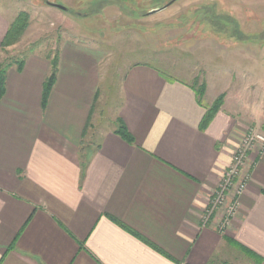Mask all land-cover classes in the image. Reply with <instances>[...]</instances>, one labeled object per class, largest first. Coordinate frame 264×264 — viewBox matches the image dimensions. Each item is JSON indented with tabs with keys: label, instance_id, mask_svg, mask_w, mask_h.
Segmentation results:
<instances>
[{
	"label": "crops",
	"instance_id": "1",
	"mask_svg": "<svg viewBox=\"0 0 264 264\" xmlns=\"http://www.w3.org/2000/svg\"><path fill=\"white\" fill-rule=\"evenodd\" d=\"M46 1L70 13L97 0H0V61L15 55L3 53L2 41L25 4L52 6ZM57 50L46 104L47 54L30 52L21 69L7 71L0 99V264H264L259 148L247 154L245 190L229 196L238 202L235 214L218 206L204 218L235 147L255 122L241 118V105L224 95L205 124L223 92L210 80L200 98L195 84L150 62L112 68L110 52L93 39L68 36ZM112 86L115 104L105 115ZM122 122L134 143L116 132Z\"/></svg>",
	"mask_w": 264,
	"mask_h": 264
},
{
	"label": "rangeland",
	"instance_id": "2",
	"mask_svg": "<svg viewBox=\"0 0 264 264\" xmlns=\"http://www.w3.org/2000/svg\"><path fill=\"white\" fill-rule=\"evenodd\" d=\"M169 1L97 0L70 13L25 4L21 12L30 14V24L6 52L18 57L35 51L46 54L56 52L68 36L93 39L110 52L108 60L117 70L144 61L197 87L210 80L223 90L218 98L227 96L231 105H241L242 119L255 121L247 130L264 133V0H177L159 13L147 14ZM82 13L89 16L77 15ZM4 57L0 62L8 59ZM110 97L105 115L115 104L114 86Z\"/></svg>",
	"mask_w": 264,
	"mask_h": 264
},
{
	"label": "trees",
	"instance_id": "3",
	"mask_svg": "<svg viewBox=\"0 0 264 264\" xmlns=\"http://www.w3.org/2000/svg\"><path fill=\"white\" fill-rule=\"evenodd\" d=\"M30 24V14L28 12H21L16 19L11 23L10 28L2 41V51L6 53L8 47L13 46L17 42L20 41L24 32L27 30ZM47 57L51 60V73L49 77L45 81L44 85V100L43 103L46 104L49 94L55 84L57 73H58V65H59V55L58 50L56 52L46 53ZM8 59L0 62V99L5 93V84H6V76L8 69L17 65L18 68H22L24 64V57L11 56L8 55ZM206 90L205 83L197 88L198 96L201 98ZM224 96H220L215 103L208 109L204 123H208L214 114L220 109L223 104ZM116 132L121 135L125 140L130 143H134V137L128 131L126 125L122 122L117 127Z\"/></svg>",
	"mask_w": 264,
	"mask_h": 264
},
{
	"label": "built area",
	"instance_id": "4",
	"mask_svg": "<svg viewBox=\"0 0 264 264\" xmlns=\"http://www.w3.org/2000/svg\"><path fill=\"white\" fill-rule=\"evenodd\" d=\"M255 148H259L264 152V133H256L254 130H250L240 145L235 147L232 153V162L224 173L216 191V196L210 201L212 208L207 211L204 217L205 220L209 217L211 211L218 206H224L226 213L230 216L235 214L238 202L234 200V197L243 193L249 178L246 175L241 179V172L246 165L248 152ZM231 193H234L233 199L229 198Z\"/></svg>",
	"mask_w": 264,
	"mask_h": 264
},
{
	"label": "water",
	"instance_id": "5",
	"mask_svg": "<svg viewBox=\"0 0 264 264\" xmlns=\"http://www.w3.org/2000/svg\"><path fill=\"white\" fill-rule=\"evenodd\" d=\"M177 0H170L168 3H166L165 5L161 6V7H156V8H153L152 10H150L147 14L148 15H152V14H156V13H159L165 9H167L170 5H172L174 2H176ZM48 5H52L54 7H58V8H61V9H67L65 6H63L62 4L60 3H55V2H50V1H46Z\"/></svg>",
	"mask_w": 264,
	"mask_h": 264
}]
</instances>
